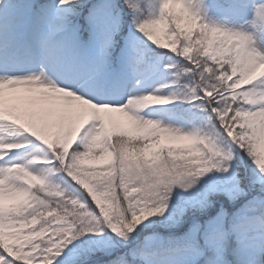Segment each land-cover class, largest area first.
I'll return each mask as SVG.
<instances>
[{
    "label": "snow or ice",
    "instance_id": "1",
    "mask_svg": "<svg viewBox=\"0 0 264 264\" xmlns=\"http://www.w3.org/2000/svg\"><path fill=\"white\" fill-rule=\"evenodd\" d=\"M0 264H264V0H0Z\"/></svg>",
    "mask_w": 264,
    "mask_h": 264
}]
</instances>
